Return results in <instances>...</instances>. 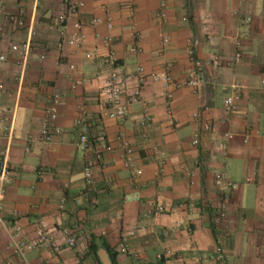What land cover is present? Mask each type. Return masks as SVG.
I'll return each instance as SVG.
<instances>
[{
	"label": "crops",
	"instance_id": "obj_1",
	"mask_svg": "<svg viewBox=\"0 0 264 264\" xmlns=\"http://www.w3.org/2000/svg\"><path fill=\"white\" fill-rule=\"evenodd\" d=\"M78 1L87 40L79 49L65 46L61 50L55 47L58 33L46 23L60 13L62 0H38L36 7L33 0L4 3L6 13L22 14L34 33L22 71L17 65L19 56L0 41V51L6 55L0 64V159L5 155L12 172L4 190L3 219L8 225L12 213H18L22 231L30 239L34 237L32 220L37 216L45 217L49 232L59 242L63 228L76 230L73 249L64 248L58 254L35 250L28 254V264H98V249L106 250L102 243L113 254V264H169L157 259L166 249L177 255V264H264V91L260 87L264 79V0ZM162 1L163 22L159 18ZM184 16L187 22H182ZM95 18L102 24L90 26ZM244 18L249 22L244 23ZM106 21L112 25L108 35L125 85L124 97L136 86L137 66L146 75L165 69L174 80L183 79L191 67L187 43L193 38L199 41L195 56L208 63L214 84L199 94L175 91L168 114L162 85L145 77L142 102L129 107L121 124L97 118L104 104L101 89L108 71L100 60L99 40L107 35ZM0 24L7 40L17 44L26 40V29H17L1 13ZM160 35L167 37L166 44ZM134 44L137 51H132ZM236 51L240 61L226 66L225 60ZM87 52L95 54L85 60ZM70 64L72 73L67 68ZM77 76L88 82L71 89V79ZM233 89L239 101L235 111L226 114L222 101ZM53 93L60 96V132L52 143H33L25 153L22 135L38 132L44 106ZM196 111L208 121V133H199L192 116ZM82 112L91 117L88 138L93 141L101 136L112 149L103 154V166L93 169L92 194L78 199L86 152L78 146L74 120ZM144 114L150 117L146 126L140 123ZM9 129L13 130L11 138ZM117 132L129 141L134 165L142 170L135 184L128 181L129 173L121 165L114 138ZM224 135L230 138L221 151ZM194 138L198 139L196 147L191 146ZM156 151L164 154L160 179L156 178ZM201 157L208 161L206 167L197 166ZM184 169L193 170L192 186ZM215 174L234 182L235 190L218 192L213 186ZM188 193L197 201L181 208ZM203 195L213 205L225 201L227 219L219 232L211 224L214 209L199 200ZM62 198L65 209L60 212ZM157 200L167 209L163 215L148 212L147 203ZM5 230L0 224V264L15 260L6 248ZM120 236L127 239L126 255L114 252ZM91 239L98 246L97 260L89 250Z\"/></svg>",
	"mask_w": 264,
	"mask_h": 264
},
{
	"label": "built area",
	"instance_id": "obj_2",
	"mask_svg": "<svg viewBox=\"0 0 264 264\" xmlns=\"http://www.w3.org/2000/svg\"><path fill=\"white\" fill-rule=\"evenodd\" d=\"M38 0H33V5L36 7ZM245 1V0H239ZM5 0H0V13L5 17V19L17 29H26V40L17 44L11 40L4 38V30L0 24V41L6 42V47L10 53H15L19 56V61L17 65L20 70L26 67L30 43L33 36L32 25L26 26L23 16L20 13L8 14L5 11ZM161 10L159 12V18L163 22L165 18L164 4L163 1L160 4ZM102 10L104 7L102 6ZM79 1L78 0H62V8L58 15L48 19L46 25L48 29L54 30L58 33V39L56 41V50H61L63 47H73L75 49L81 48L86 40V34L84 32V24L80 21L79 17ZM182 22H187V17L181 18ZM249 18H244L243 22L248 23ZM102 24V21L98 18L92 19L90 21V26H98ZM105 30L107 35L100 37L101 43V63L105 65L108 69L107 75L104 80V84L101 89V94L104 97L103 106L97 111L96 117L99 119H108L116 121L121 124L124 121V117L130 106L142 102V89L141 82L145 77H148L153 82H158L162 85L163 96L165 99V105L167 113L170 114V103L173 98V93L181 89L190 90L193 93L199 94L205 87H210L214 84L213 79L209 76L207 72V62L199 60L195 55L199 46V41L197 38H193L187 43V52L189 61L191 62L190 69L187 70L185 76L181 80H174L171 75L165 70H161L156 73L146 75L142 67L137 66L135 73L137 75L136 86L131 93L124 97L122 94L125 89V85L121 79L120 73L117 70L115 51L112 46V39L108 35L112 28L109 21L104 22ZM133 38H137L136 34H131ZM98 37V35H97ZM162 43L166 44L168 42L167 37L160 35ZM212 40V38H209ZM132 51H137V46L134 44L132 46ZM95 53H84L83 57L85 60L90 59ZM43 57L41 56L40 59ZM241 59V54L236 51L233 55L229 56L225 60L226 66H231L236 64ZM6 60V55L0 51V64L4 63ZM217 61L215 57L213 59ZM70 73L74 71L73 65H67ZM88 82V79H84L82 76H77L71 79L70 88L75 89L81 86L83 83ZM260 87L264 91V79L260 81ZM234 90V89H233ZM1 92V86H0ZM239 101V94L237 91H232L230 94L226 95L222 101L223 111L226 114H230L236 109L237 102ZM60 102V96L58 93H53L48 99L43 110V119L41 121L39 130L36 134L25 133L22 135L24 139L23 151L25 153L30 152V146L33 143L46 145L52 143L60 132V128L57 125V108ZM193 119L198 125L199 133L205 134L210 131V125L206 118L202 115L201 111H196L193 113ZM91 117L88 113L82 112L75 120L74 125L78 130V146L79 148L86 152V157L84 159L82 168V181L83 188L79 194V198H86L93 192V169L95 166H103V154L111 151V146L108 142L101 136L90 140L88 138L87 132L90 125ZM140 123L144 126L150 123V117L144 114ZM8 135L10 138L13 137V130L9 129ZM115 141L118 144V149L120 151L119 157L121 160L122 167L128 171V181L131 184L137 183L138 179L142 176V170L134 165L132 160V147L129 141L121 133L117 132L114 136ZM229 135H224L223 140L219 144L221 151L226 150V140L229 139ZM93 142V143H92ZM96 145V147H94ZM198 145V139L194 138L191 141V146L196 147ZM155 162L157 165L156 178L160 179L163 173V156L162 152H155ZM208 161L204 158H199L197 162L198 167H206ZM185 176L188 180L189 186L193 185L192 177L193 170L184 169ZM12 177V172L7 164L5 155L0 159V224L6 228L7 244L6 248L10 255L15 260H7L4 264H28V254L35 250L46 249L51 253L58 254L62 249H73L76 245V230L63 228L61 230V241L59 242L48 230L47 222L45 217L37 216L32 220L34 227V237L32 239L26 237L22 231V227L19 222L20 216L18 213H12V221L6 225L3 219V200H4V190L5 186L10 182ZM213 186L218 192H231L235 190L236 184L229 179H226L221 174H215L213 177ZM76 199L75 203L78 202ZM186 201L179 206L181 208L193 205L197 200L195 196L191 193L186 195ZM202 206L207 208H213V214L211 217V224L215 231H221L223 222L227 219V209L225 201H219L216 205L209 200V197L203 195L199 198ZM77 204V203H76ZM149 214L153 215H163L167 212L165 205L157 200L154 202H149L146 205ZM65 209L64 200L61 199L58 210L63 212ZM173 213L171 209L169 211ZM115 253L126 255L128 253L127 239L125 236H120L119 242L115 247ZM221 255L217 254L216 258L221 259ZM158 260H163L169 264H177L178 257L170 249H166L162 254L157 256ZM198 264V263H197Z\"/></svg>",
	"mask_w": 264,
	"mask_h": 264
},
{
	"label": "water",
	"instance_id": "obj_3",
	"mask_svg": "<svg viewBox=\"0 0 264 264\" xmlns=\"http://www.w3.org/2000/svg\"><path fill=\"white\" fill-rule=\"evenodd\" d=\"M97 256L100 261V264H112L106 250L102 248L98 249Z\"/></svg>",
	"mask_w": 264,
	"mask_h": 264
},
{
	"label": "trees",
	"instance_id": "obj_4",
	"mask_svg": "<svg viewBox=\"0 0 264 264\" xmlns=\"http://www.w3.org/2000/svg\"><path fill=\"white\" fill-rule=\"evenodd\" d=\"M102 246L107 250V247H106L105 243H102ZM97 249H98V246L95 245L92 242V239H91L90 244H89V250H90V252H92V254L94 255L95 259H96V251H97ZM107 251H108V253L110 255V260H111V262L113 264V254H111L109 250H107ZM97 263L100 264L98 261H97Z\"/></svg>",
	"mask_w": 264,
	"mask_h": 264
},
{
	"label": "rangeland",
	"instance_id": "obj_5",
	"mask_svg": "<svg viewBox=\"0 0 264 264\" xmlns=\"http://www.w3.org/2000/svg\"><path fill=\"white\" fill-rule=\"evenodd\" d=\"M115 59H116V56H115ZM100 60H101V59H100ZM117 61H118V60H116V65H117ZM6 261H7V260H6ZM6 261H5V262H6ZM5 262H4V263H5Z\"/></svg>",
	"mask_w": 264,
	"mask_h": 264
}]
</instances>
